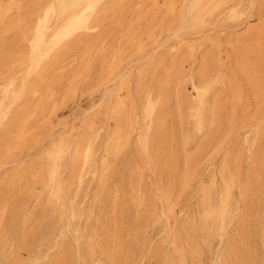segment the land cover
Returning <instances> with one entry per match:
<instances>
[{
  "label": "bare ground",
  "instance_id": "6f19581e",
  "mask_svg": "<svg viewBox=\"0 0 264 264\" xmlns=\"http://www.w3.org/2000/svg\"><path fill=\"white\" fill-rule=\"evenodd\" d=\"M186 4L187 0H0V166L35 147L45 125L90 76L94 75L92 88L100 90L120 76L126 59L147 56L161 46L165 34L173 40L166 52L154 54L141 66L134 91L130 76L118 81L109 94L107 113L113 125L106 131L90 119L77 141L71 134L52 141L31 165L0 180V252L11 244L14 223L22 220L20 243L10 245V264L22 262V251L33 241L34 231L29 229L40 221L33 211L39 207L45 212L49 205L57 211L54 223L59 226L67 217H86L81 237L94 239L82 264H133V254L121 237L127 228L126 196L131 194L139 214L134 243L142 250L139 228L159 210L151 198L148 169L157 178L164 202L160 215L171 218L180 196L196 180L200 161L221 150L218 173L198 190L200 224L194 227L224 244L215 264H264V236L259 238L261 252L257 242L264 196V0H191L185 12ZM252 7L257 8L256 17L245 24L243 33L226 41L207 38L213 48L196 57L202 44L197 37L208 25L221 18L244 21ZM197 60L198 66L187 72L186 64L196 65ZM186 84L192 99L184 94ZM172 97L175 107L166 111ZM239 131L245 135L242 146L232 144ZM134 134L135 179L127 181L129 189L123 183L111 186L110 174ZM245 162L248 177L242 186ZM89 174L113 194L94 228L92 209L87 214L81 208L66 211L72 187L77 183L79 192ZM193 230L183 225L174 231L168 264L202 263ZM183 237L186 247L181 245ZM73 256L70 247L59 246L54 264H72Z\"/></svg>",
  "mask_w": 264,
  "mask_h": 264
},
{
  "label": "rangeland",
  "instance_id": "374dc122",
  "mask_svg": "<svg viewBox=\"0 0 264 264\" xmlns=\"http://www.w3.org/2000/svg\"><path fill=\"white\" fill-rule=\"evenodd\" d=\"M191 0H187L185 7V12L187 11L188 4ZM256 7H252L246 10V16L244 21L229 22L223 18L211 25L206 27V33L203 35H198L197 41L200 44L201 49L196 53V57L201 56L203 50H211L213 48V41L207 38H212L213 40L226 41L228 38H236L238 35L243 33L245 24L247 22H253L256 17ZM131 17L129 13L127 19ZM206 36L205 39H202ZM173 42L170 34H165L161 39V46L156 50L153 49L151 52L145 54L147 56H134L128 58L124 62V68L115 80L107 83L100 90H94L92 84L94 83V75L90 76L86 83H83L74 99L66 103L53 117L49 123H47L42 131L41 140L35 147L31 150L24 151L22 154L14 156L8 159L4 164L0 166V180L9 179V177L17 172L21 167L31 165L33 161L43 152V150L49 146V144L62 137H67L69 134L72 136L73 142L77 141L84 130L85 124L90 119H96L99 125H104V131L108 129L109 126L113 125V122L108 119V100L109 94L117 86L118 81L122 77L130 76L131 88L133 91L136 87L137 74L141 66L148 63L151 57L160 52H166L169 46ZM199 60H197L196 65L186 64L185 69L187 72L195 69L198 65ZM184 94L188 98H193L191 95V89L188 84L184 89ZM176 100L174 97L171 98L169 106L166 111L174 109ZM139 114V124L142 125L141 113ZM249 136H253L252 131H250ZM244 133L239 131L233 137V143L236 146H242ZM136 134L132 136L131 145L125 150L116 165L114 174H110L109 184L111 186L121 185L122 183L129 189L128 180L135 179V175L132 174L131 166L135 163L137 158V152L135 148ZM101 148V147H100ZM102 151L98 150L96 153V158L94 166L97 167L100 163ZM223 150L218 153L206 156L200 161L198 175L196 180L190 186L189 192L182 194L179 198V205L177 206L174 217L167 218L166 215H160L161 209H164V202L159 199L158 182L156 176L151 170L148 169V179L149 186L151 188V198L157 204L159 208L158 214L154 219L149 221L145 227L139 228V238L141 239L144 248L139 250L134 243V231L137 227L138 213L135 206L132 204L130 195L126 196L125 201L127 202L125 206L126 210V221L127 228L122 232L121 237L123 244L126 248L133 254V264H168L170 259L173 257V233L177 228H181L183 225H187L195 229L193 230V239L198 243L199 249L202 252V263L201 264H215L217 259V254L224 250V244L219 240L212 241L208 233L205 230L196 229L194 226L200 224L198 212H199V195L198 190L202 183H207L213 174H217L220 168V162L222 159ZM248 162L243 165L242 171V186L246 184L248 177ZM70 172V165L66 167L64 172L65 178ZM112 175V176H111ZM217 184L216 191L220 189V179L219 175L216 176ZM79 192L78 184H74L72 191L70 193V198L68 199L67 213L69 211H78L79 208L87 214L89 209L93 210L94 218L91 222V227L94 228L97 225V218H100L105 210L106 206L109 205L112 198V191L103 190V186L99 182V178H93L92 175H86L83 177V184L81 185ZM235 197L237 200L240 198V189H236ZM45 200L48 198L46 195ZM83 199V201H82ZM260 217L258 220L261 226L257 233L258 250L262 251V245L259 238L264 236V196L262 198ZM35 203L34 198L30 199V206ZM73 206V207H72ZM79 206V207H78ZM238 208L241 206L239 203ZM72 207V209H71ZM74 208V209H73ZM55 207L49 205L45 212H41L39 207L35 208L33 214L39 215L40 221L35 223L29 230L34 231L33 241L30 240V245L28 249L23 250L21 254L22 262L18 264H54L58 257L59 246H68L73 251L72 264H82L84 258H88V252L91 251L89 247V242L94 238L82 239L83 230L87 224L86 217H82L80 220L74 217H67L66 221L62 226L56 225L57 211L54 210ZM21 216V215H19ZM235 220L230 224V228L234 226ZM15 228H12L9 232L11 244L20 243V228L22 227V220L14 223ZM94 230L91 229L90 234ZM11 244H7L3 250L0 252V264H10L12 260L9 258V253L11 251ZM181 245L186 247V240L183 237L181 240ZM156 251V252H155ZM155 252V254H154ZM97 255V251L96 254ZM86 256V257H83ZM259 257L261 254L259 253ZM189 262H187L188 264ZM190 264V263H189Z\"/></svg>",
  "mask_w": 264,
  "mask_h": 264
}]
</instances>
